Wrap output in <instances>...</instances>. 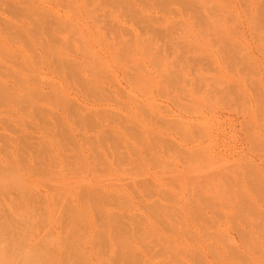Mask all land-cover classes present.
I'll return each instance as SVG.
<instances>
[{"label":"rangeland","instance_id":"374dc122","mask_svg":"<svg viewBox=\"0 0 264 264\" xmlns=\"http://www.w3.org/2000/svg\"><path fill=\"white\" fill-rule=\"evenodd\" d=\"M0 264H264V0H0Z\"/></svg>","mask_w":264,"mask_h":264}]
</instances>
